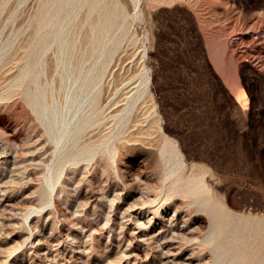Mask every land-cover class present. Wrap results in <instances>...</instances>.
Listing matches in <instances>:
<instances>
[{
	"label": "rangeland",
	"instance_id": "obj_1",
	"mask_svg": "<svg viewBox=\"0 0 264 264\" xmlns=\"http://www.w3.org/2000/svg\"><path fill=\"white\" fill-rule=\"evenodd\" d=\"M0 264H264V0H0Z\"/></svg>",
	"mask_w": 264,
	"mask_h": 264
}]
</instances>
